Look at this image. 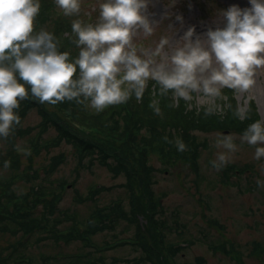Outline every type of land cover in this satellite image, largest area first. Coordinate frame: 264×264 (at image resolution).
<instances>
[{"label":"rangeland","instance_id":"1","mask_svg":"<svg viewBox=\"0 0 264 264\" xmlns=\"http://www.w3.org/2000/svg\"><path fill=\"white\" fill-rule=\"evenodd\" d=\"M81 1L82 4L87 1L84 6L81 5V18L90 13L93 15L90 21L96 22L100 0ZM233 4L241 8L250 7L249 0H174V3L171 0H151L147 14L156 24L155 31L150 36L138 34L135 42L138 48L143 47L146 51H151L161 37L170 36V45L174 44L189 27L194 29V38L196 35L204 38L209 28L223 27L225 19L220 14L221 10ZM88 19L87 16L86 20ZM256 89L259 94L251 103L256 107L257 113L262 115L264 69L257 72ZM222 91L225 97L229 93L236 107L241 103L243 94L229 88ZM196 106L201 107L195 99L187 103L188 108ZM39 121V113L28 110L23 114L19 126L30 128L31 136L39 142L54 135L58 136L52 126L42 132V125L36 126ZM224 131L218 129L206 132L197 128L191 129V133L195 134L199 141L195 162L187 160L184 155L163 156L156 152L148 153L147 165L151 169L150 188L157 201L154 208L148 210L145 215L136 213L137 222L129 218L119 219L112 228L96 230L86 243L80 239H67V234L60 235L59 231H56V239L53 238V232H32V240L40 236L37 244L24 250L30 255L32 264H44V256L41 254L48 255V264H191L195 263L198 257L205 259L207 264H264V185L257 183L258 180L264 181V158H254L255 146L240 141V133L233 130ZM221 133L232 134L238 147L229 154V160L224 166L216 168L211 162L217 159L218 153L228 151L216 144ZM27 141L26 136L16 137L19 146H28L25 145L28 144ZM56 141L57 138L53 144ZM60 154L63 160L59 158ZM89 158L84 156L79 163L72 143L60 139L57 145H51L47 149L36 147L31 154L19 155L20 164L14 165L6 147V139L0 138V173L6 171L5 162H8L9 169L23 168L24 165L30 167L27 171L28 180L17 182L19 188L16 192L26 190L30 185L48 184L53 179L63 178L73 182V186L67 187L62 195L59 193L61 199L53 208L47 205L45 209L53 212H77L78 217L82 218L95 205L100 206L123 198L126 199L123 209L130 215L128 176L121 171L112 172L109 164L105 165L95 158L90 161ZM106 159L111 161L110 163L115 162L112 157ZM54 162L57 164L50 170ZM229 163L249 167V170L243 173L223 170ZM36 166L42 168L33 171ZM22 181H25V184ZM91 186H95L94 191H91ZM97 188L101 190L93 193ZM133 189L139 192L141 186H133ZM79 196L92 198L78 202ZM40 206L37 205L38 210ZM150 215L162 222L160 232L153 230ZM51 216L62 218L60 230L73 224L72 218H65L62 214ZM104 225L109 223L105 222ZM181 230V235H178ZM21 235L26 234L21 230L6 231L0 235V245L10 249V243L19 244ZM42 235L44 239H41ZM121 238H138L140 241L112 248L104 247L106 243ZM180 239H183V249L173 260L166 259L163 246L166 243H176ZM186 239L191 242L187 243ZM79 251H82L79 261L67 263L72 258L69 256ZM144 252L148 253L147 259ZM60 253L68 256L52 259V256H58Z\"/></svg>","mask_w":264,"mask_h":264},{"label":"clouds","instance_id":"2","mask_svg":"<svg viewBox=\"0 0 264 264\" xmlns=\"http://www.w3.org/2000/svg\"><path fill=\"white\" fill-rule=\"evenodd\" d=\"M56 3L64 15L81 9V0ZM150 3L100 0L96 22L72 21L79 51L71 57L68 50H61L52 31L36 29L41 0H0V137H7L20 123L16 110L30 94L52 104L86 99L102 111L132 95L142 98L149 80L156 82L162 95L171 90L177 104L180 99H195L209 114L228 106L217 101L226 99L223 89H233L243 94L236 115L246 118L259 94L257 72L264 69V0L221 10L223 27L209 28L204 38H194L189 27L174 44L170 45V36H163L154 49L146 51L138 48L135 37L155 31L156 24L147 14ZM150 106L160 111L157 101ZM235 139L232 134H219L216 144L228 151L218 153L211 162L214 167L228 162L238 147ZM239 139L255 146V159L264 158V118L251 122ZM176 146L178 151L187 147L179 138ZM257 183L264 185V181Z\"/></svg>","mask_w":264,"mask_h":264},{"label":"trees","instance_id":"3","mask_svg":"<svg viewBox=\"0 0 264 264\" xmlns=\"http://www.w3.org/2000/svg\"><path fill=\"white\" fill-rule=\"evenodd\" d=\"M77 18L82 20L80 13L64 15L56 0H41L40 11L36 17V29L46 28L52 31L59 38L61 50H68L71 57H75L78 55L79 49L75 43L76 36L72 31L71 24ZM65 32H67L66 35H64ZM154 100L159 104V112L150 106V102ZM86 101L88 102L86 99H74L52 104L47 101L41 102L39 98L31 96V94L22 100L16 110L21 119L28 110H35L39 113L38 126L42 125V132L51 125L56 129L58 136L54 135L44 139V142L40 143L48 145L41 147L40 143L35 142L31 136L30 128H22L19 124L14 125L9 135L4 137L11 162L14 165L20 164V154L18 153L20 148H27V153L31 154L36 147L47 149L51 145H57L60 139H66L72 143L79 163L84 156L96 154L99 161L110 165L111 171L124 172L130 181L128 183L129 197L132 196L133 186H141V191L132 200V210H129L132 219H135L137 212L145 215L148 210L154 208L155 201H157L150 189L149 173L151 171L146 166V156L149 151H156L162 155L173 152L196 159L198 143L195 136L190 133L192 128L210 130L213 129V126H221L241 132L247 124L258 119L253 103H250L247 117L239 119L236 115L235 102L229 93L226 94V99L219 100L223 105H228L224 107L222 113L217 111L209 114L204 110V107H200L198 110L187 109V102L183 99L175 104L171 90L167 94H160L159 86L153 80L149 82L142 98L138 100L135 95H132L126 102L109 105L102 111L89 109ZM76 124L95 127V131L81 132ZM175 134L179 135L187 145L185 150H177L176 142L174 143ZM17 136H26L28 144L25 143V145L28 146H19L16 143ZM56 138L57 141L53 144ZM109 157H112L115 162L107 161L106 158ZM59 158H62L61 154ZM91 158L93 157L91 156ZM56 164L57 162H54L50 170H53ZM29 168L28 165H24L23 168L9 169L7 165L6 171L0 173V234L6 230L13 232L21 230L26 234V237L19 242V245L26 248L31 244L35 231L43 233L44 230H50V232H54L53 238L56 239V231L60 230L58 224L62 220L58 217H51L53 211L45 209V207L49 205L53 208L54 201L58 198L55 195L57 191L54 184L59 188L65 181L59 178L57 182L54 180L55 182L49 184H35L30 186L26 192L18 193L14 190V182L19 179L28 180L27 171ZM239 169L242 171L241 167ZM41 195L46 196L41 198ZM38 204L42 206L40 210L37 209ZM123 218H128V213L124 211L121 201L112 205L95 207L87 217L65 227L64 234H67V239H87L96 230L113 227L119 219ZM150 220L154 227L153 230L159 231L162 222L153 219L152 215H150ZM105 222H109V225L105 226ZM78 224L82 227L78 228ZM39 238L40 236H37L35 242ZM41 239H44V236ZM9 246L12 247L10 252L5 253L6 247L0 245V264H15L14 262H17L15 258L24 260L28 257L23 251H17V246L14 244H9ZM181 249L180 245L176 246L173 242L166 243L163 246L164 256L168 260H173V256ZM147 254L145 252V259L148 258ZM30 258L26 262L27 264L32 263ZM45 259H48V255L45 256ZM90 260L92 261V259ZM203 261V258L198 257L196 262L191 264H202ZM18 264H24V261ZM44 264H47L46 261Z\"/></svg>","mask_w":264,"mask_h":264}]
</instances>
